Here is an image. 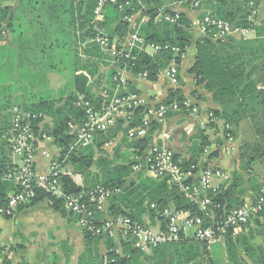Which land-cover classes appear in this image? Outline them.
<instances>
[{
    "label": "trees",
    "instance_id": "1",
    "mask_svg": "<svg viewBox=\"0 0 264 264\" xmlns=\"http://www.w3.org/2000/svg\"><path fill=\"white\" fill-rule=\"evenodd\" d=\"M126 1L109 0L105 4L102 19L94 21L93 9L96 0H0V35L4 36L7 32L12 33L20 43L22 51L28 49L32 53L30 58L24 60L25 66L28 68L26 70L30 72L27 78L38 75L35 68L39 67L40 61L54 56L59 50H63V56L70 60L67 65L70 70V82L66 88L57 90V97L50 98L42 95L39 98L31 97L38 99L25 108L16 102V107L42 114V117H39L33 124L34 132L39 131L40 122L44 117H52L53 123L50 129L43 126L41 131L50 136L58 146L59 157L57 160L60 167L70 163L74 170H87L85 171L86 177H90L91 180L86 178L83 187L75 184L68 174L61 172L59 181L63 191L81 194L96 185L120 189V192L112 199L114 203L109 209L108 216L130 214L133 219L142 221L140 214L146 209L156 216V210L169 207L170 201L174 202L173 207L176 209L186 210L200 216L202 213L197 204L186 199L175 186H169L165 179L157 180L158 178L148 175L149 177L142 178L138 184L134 182L126 184L127 177L131 172V165L129 163L115 165L108 159L98 162L101 175L91 176L89 169L95 159L93 144L71 148L73 135L69 133L68 122L83 120L85 115L82 109L76 106L77 95L84 93L86 99L100 105L101 99L92 92L90 80L95 78L100 82L104 77V73L100 69L111 64L112 61L100 45L94 41L96 25L103 30L111 43L116 37L121 38L127 32L128 24L123 20V16L133 14L142 8L140 12L143 15L146 14L149 20L147 24L140 27V33L147 41L169 43L179 47L182 51H185L190 44L191 23L185 15L179 14L176 23H169L164 19H157L159 5L157 0H141L145 7H142V4L139 5L136 0H129L132 7H135V11L129 6L125 7ZM242 1L247 3L248 0ZM210 3H212V12L218 17L239 26L251 24L247 20L248 10H245L246 7L242 10L241 6H237L236 0H210ZM119 5L123 6V10H119ZM165 12L170 15L174 14L171 11ZM172 56L173 52L170 50L160 51L151 56L139 52L130 71L136 75L139 72H145L147 80L155 81L159 72L168 66ZM259 60L264 63L263 37L247 42L231 38L227 41H214L207 35L196 45L195 60L190 66L189 72L194 75L196 86L203 85L208 92L212 93L213 100L218 104V107L212 112L223 121L224 125L229 126V129H223L226 134L231 133L232 126H236L240 121L248 118L252 120L256 135L264 140V85L259 88L257 86L259 78H253L255 71L261 66L257 63ZM178 61L180 63L179 57ZM120 64L116 62L115 65L122 66ZM54 69L55 66L50 68L51 71ZM1 74L0 94H4L3 89H9L12 85L5 84L3 80L6 77ZM106 75L108 87L114 88L117 81H114L113 77L116 76L118 80L114 68H108ZM262 79L264 81V78ZM23 83L24 76L19 75L13 86L15 88ZM174 100L178 103L184 101L183 95L177 88L169 90L163 103L169 104ZM13 103L14 101L6 96L0 97V111L7 110ZM147 109L145 107L137 108L129 126L141 124ZM184 109L186 108L182 106L181 110ZM117 125L116 123L115 127ZM112 131L113 128L108 130L110 133ZM110 136L102 132L97 133L94 142L99 150ZM147 140L148 137L132 140V145L142 151ZM207 144V140L201 141L197 147L196 155L183 162L184 169H191L192 172L195 170L197 157L204 151ZM10 154L11 146L8 141L0 139V201L5 200L9 193L17 189L13 182L2 179L3 174L12 166ZM175 157L178 158L177 155ZM238 185L239 181L236 178L226 187L220 185L215 191H209L214 206L219 205V208L214 207V215L220 216L224 212L244 204L243 200L235 196L237 193L235 189ZM257 191L261 192L259 189ZM130 198L132 206L136 207V212L133 213L124 208L129 205L125 201ZM44 200L54 210L63 215L73 216L77 221L76 216L66 211L63 201L52 196L47 189H38L36 196L18 209ZM117 200L118 202H116ZM146 201L148 204L145 207L144 202ZM150 202L156 204V209L150 208ZM240 229H242L240 233H235L230 228L224 234L223 247L226 254L224 264H264V210ZM84 234L88 245L91 241L97 242L101 238L86 232ZM258 238H261L259 242L256 241ZM105 239L109 243L105 260H101L100 264H217L211 255V249L217 244L209 248L206 243L191 237L158 245L151 250V254L134 249L130 242L121 240L118 244L111 238ZM118 246L121 248L120 252L117 251Z\"/></svg>",
    "mask_w": 264,
    "mask_h": 264
},
{
    "label": "built area",
    "instance_id": "2",
    "mask_svg": "<svg viewBox=\"0 0 264 264\" xmlns=\"http://www.w3.org/2000/svg\"><path fill=\"white\" fill-rule=\"evenodd\" d=\"M108 1L96 0L93 9L94 21L102 19L105 4ZM136 1L139 5L142 4L141 0ZM178 2L191 9H202L210 0H178ZM247 4L249 13L247 20L251 23L249 26L236 25L234 22L218 17L210 10H204L198 21L199 29L214 41H227L230 37L246 39L254 30L253 21L257 12L253 1ZM127 6L133 10L135 8L129 0L125 3V7ZM142 7H145V4H142ZM122 8L123 6L119 5V10H123ZM141 9L123 16V20L128 24V33L122 41L116 37L110 43L103 30L97 25L94 41L112 59L111 65H115L116 62L122 64V66L115 65L122 71H130L139 52L150 55V53L156 54L165 50L172 51V59L162 70V74L169 85L175 89L179 85L178 57L182 58L183 51L169 43L147 41L140 33L142 20L135 21ZM178 18V13L163 16V19L169 23H176ZM115 71L118 76V80L116 76L113 77V80L117 81L116 86L108 89L107 85H103L100 92L95 95L101 98L100 105L86 99L84 93L77 95L76 106L80 107L85 115L83 120L68 122L69 133L73 135L71 148L92 144L97 133L115 127L120 118L130 121L139 107L148 109L142 117L141 124L129 128L127 138L131 141L143 139L148 134L152 123L162 122L170 112L181 111L182 106L191 108V113L196 115L201 112L196 106L189 107L186 100L182 103L174 100L169 104L161 102L155 106H146L142 97L135 93L122 91L125 81L121 79L117 69ZM138 76L146 78V73L139 72ZM39 117H42L41 113L30 110L17 107L12 110L10 140L16 162L3 174L2 179L13 182L17 189L9 193L5 200L0 201V216H12L20 206L29 203L36 196L38 189H47L52 196L63 201L68 213L77 217L76 222L84 232L101 238H111L117 242L121 240L130 242L134 249L147 253L158 245L188 237L202 241L210 248L214 244L224 242V234L228 229L232 228L234 231L240 229L264 210V190H261L250 203L236 206L220 216L214 215L213 209L214 207L219 208V205L214 206L209 191L213 192L219 188L215 185V181L222 179L224 173L220 169L209 167L201 172L198 183H194L190 181L193 174L191 169H184L183 162L179 158L176 159L169 147L153 144L145 153L136 150L132 162L133 169L143 171L153 178L165 179L171 186H175L186 199L197 204L202 214L199 216L186 210L164 207L155 212L156 217L161 219V224L156 229L145 221L133 219L130 214L99 218L120 189L96 185L81 194L63 191L59 181V175L62 172L60 163L49 153H45L47 159L45 170L37 172L38 147L43 141L51 140V137L43 133L40 128L39 131L34 132L33 124ZM219 120L212 111H209L206 120L202 121L201 125L206 128L214 127ZM224 128L229 129V126L224 125ZM226 138L231 141L232 135L227 133ZM200 190H203V194H200ZM149 206L151 209H156L154 202ZM190 229L192 233L188 234Z\"/></svg>",
    "mask_w": 264,
    "mask_h": 264
},
{
    "label": "crops",
    "instance_id": "3",
    "mask_svg": "<svg viewBox=\"0 0 264 264\" xmlns=\"http://www.w3.org/2000/svg\"><path fill=\"white\" fill-rule=\"evenodd\" d=\"M157 1L159 3L158 11L183 14L191 23L190 44L183 51L182 58H180L178 67L179 85L175 89L180 90L189 107L196 106L201 112L196 115L191 113V108H186L179 112H170L160 123H152L148 134L145 136L148 137V140L142 153L147 152L153 144L164 145L169 147L184 162L189 160L191 156L196 155L197 147L205 139L208 144L200 156L197 157L195 170L192 172L190 181L198 183L201 172L206 168L220 169L224 173V177L216 180L215 185L226 187L237 178L239 185L235 189L237 192L235 196L243 200L244 204L250 203L257 195V189L264 190V157L259 158L264 154L255 156L253 148L252 150L249 148V142L259 141L258 137L260 136L256 135L252 120L248 118L231 127V141L226 138L222 120H219L214 127H202L201 122L206 120L207 113L217 108L218 104L213 100L212 93L208 92L203 85L196 86L194 84V75L189 72V68L195 60L197 43L207 37V34L199 29L198 21L204 10L213 11L212 3L208 2L202 9H191L189 6L179 3L178 0ZM249 1L254 2L259 13L253 21L254 30L246 39L230 37L236 41L247 42L264 38V0H248L247 3ZM247 3L236 0L237 6H241L242 10L244 7L247 10ZM143 16L137 15L135 19V21L142 20L141 26L147 24L149 20L148 17ZM30 55H32L30 50L22 51L20 43L12 33L7 32L4 36L0 35V74L2 73L1 75L6 77L3 80L5 84L12 85L9 89H3L4 94H0V97L6 96L14 101L7 110L0 111V139L8 141L9 146H11V116L12 110L16 107L15 103L18 102L19 105L25 108L40 97L37 96L39 87L31 88L32 79L27 78L30 72L26 70L28 68L25 66L24 60L30 58ZM151 55L154 54L150 53ZM257 63L261 66L255 71L253 78H259L257 86L261 88L264 85L262 79L264 78V63H261L260 60ZM162 70L155 81L147 80L130 71L117 69V72L121 79L125 81L122 87L124 92L135 93L137 96L142 97L146 106H155L163 102L167 98L169 90L173 89L164 78ZM49 74L52 77L53 72L51 71ZM19 75L24 76V83L14 88L13 85L17 82ZM43 88L45 92H49L44 97L53 98L58 96L56 92V94L54 93L51 85L48 87L45 85ZM31 97L38 98L33 99ZM5 107L7 106L5 105ZM46 117L40 122L39 128L41 130L43 126L48 129L52 126L53 118ZM117 124V127H114L111 133L105 134L111 136L101 145V150L98 149L95 142L93 143L95 159L89 171L91 176L101 175L98 162L103 159H108L115 165L129 163L131 172L127 177L126 184L130 182L138 184L142 178L149 176L143 171L134 170L132 167L133 156L137 148H134L133 141L127 138L130 121L128 123L125 119L120 118ZM8 125L9 128L7 129ZM50 145L57 147L56 153L50 152ZM45 153H49L54 159H58L59 148L52 139L43 141L38 147L36 154L37 172L44 171L46 168ZM10 162L11 164L16 162L12 149ZM69 165L70 163L61 166V170L68 174L79 187L85 186L86 178L91 180L90 177H86V169L78 171L74 170L72 165V169H70ZM92 167L94 170H92ZM80 176L83 177L82 181L79 179ZM169 186L171 185L169 184ZM200 194H203V190H200ZM131 202V198L125 201L129 205L124 208L133 213L136 212V207L132 206ZM170 202L168 206L175 208L173 207L174 202ZM113 203L111 200L106 211L101 213L99 218L108 216ZM151 203L153 202H150L149 205ZM147 204V201L144 202L145 207ZM140 215V220L145 221L154 229L161 224V219L154 216L147 209ZM114 241L118 243L116 240ZM108 243L109 241L105 238H100L97 242L91 241L88 245L84 231L74 220V217L63 215L54 210L46 200L18 209L10 217L0 216V264H100L101 260H105ZM219 245L224 250L223 243ZM117 251H121L119 246ZM147 254H151V251Z\"/></svg>",
    "mask_w": 264,
    "mask_h": 264
},
{
    "label": "rangeland",
    "instance_id": "4",
    "mask_svg": "<svg viewBox=\"0 0 264 264\" xmlns=\"http://www.w3.org/2000/svg\"><path fill=\"white\" fill-rule=\"evenodd\" d=\"M165 14H168V13H166L165 11H162L161 12V10H159L158 11L157 19L158 20L159 19H163V16ZM247 14H249V13L247 12ZM258 14L259 13L257 11L256 12V16L257 17H258ZM138 15L141 16L143 14L141 12H139ZM143 17H148V16L146 14H144ZM127 33H128V29H127L126 34ZM125 35L122 38H120L121 41L123 40V38L125 37ZM69 61L70 60L67 57L63 56V50H59L57 54H55L54 56L46 59L45 61H40L39 67L35 68V72L38 73V75H36V76H34V77L31 78L32 79L31 80L32 81L31 82V88H33V87L34 88H38L39 87V90L37 91V96H41V95L45 96V95H48L49 94V92H45V90L43 88L45 85H47V87L51 85L52 88H53L54 93L55 92L57 93V90L60 87H62V88L65 87L66 88V85L70 82V70L67 67ZM52 66L53 67L55 66V69L52 70L54 72H53L52 77H50V74L49 73L51 72L50 68ZM108 68H115V69H118L119 70V68L117 66L111 65V64L106 65L105 67H102L100 69L101 72L104 73L103 79L100 82L97 81V80H95V78H94V80L93 79L90 80V86L92 88V92L95 95L100 92V89L103 87V85L109 86L106 83V76L107 75H105V73H106V71H107ZM108 89H109V87H108ZM124 93H127V92H124ZM46 118H44V119H46ZM127 122H129V121H127ZM111 128H114V127H111ZM108 130H106V131H104L102 133L106 134V133H108ZM95 138H96V136H95ZM95 138H93L92 144L94 143ZM258 139H259V141H256L255 140L254 142H249V148H250V150H252V148H253V150L255 152L254 153L255 156H258V155L260 156V155H263L264 154V140H262L261 137H258ZM49 150H50V152L56 153L57 152V147L54 146V145H50ZM262 157H264V155L261 156V157H259V158H262ZM69 166H70V169H72L71 168L72 167L71 164ZM92 170H94L93 167H92ZM79 179L82 181L83 180V177L80 176ZM258 192H260V191H256V193H258ZM241 231H242V229H237L235 231V233H240ZM191 233H192V231L190 229L188 231V234H191ZM260 239L258 238L256 241L259 242ZM211 255H212L213 259L216 260L217 264H224L225 261H226V254H225L223 248L221 247V245H219V244L213 246V248L211 249Z\"/></svg>",
    "mask_w": 264,
    "mask_h": 264
}]
</instances>
